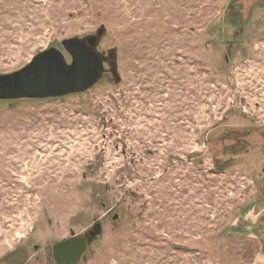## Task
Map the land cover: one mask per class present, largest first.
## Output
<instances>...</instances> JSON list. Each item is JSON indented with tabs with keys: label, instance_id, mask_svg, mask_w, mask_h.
<instances>
[{
	"label": "rangeland",
	"instance_id": "374dc122",
	"mask_svg": "<svg viewBox=\"0 0 264 264\" xmlns=\"http://www.w3.org/2000/svg\"><path fill=\"white\" fill-rule=\"evenodd\" d=\"M102 26L118 82L102 59L85 91L0 98V264H55L71 234L78 264H264V148L227 168L236 146L207 142L264 131V0H0V74L70 65L62 41Z\"/></svg>",
	"mask_w": 264,
	"mask_h": 264
},
{
	"label": "water",
	"instance_id": "95a60500",
	"mask_svg": "<svg viewBox=\"0 0 264 264\" xmlns=\"http://www.w3.org/2000/svg\"><path fill=\"white\" fill-rule=\"evenodd\" d=\"M104 33L105 29L102 26L95 35L84 40L78 38L63 40L62 45L72 58L70 65L64 63L59 51L50 48L39 52L19 70L0 74V98H46L87 90L99 79L103 71L102 56L93 48ZM109 56L108 64L112 77L118 82L120 77L116 72L114 52ZM100 232V223H95L86 232V237L91 240ZM85 239L69 238L55 243L52 252L56 262L74 264L84 250ZM27 258V251L21 248L5 256L8 263L14 264H24Z\"/></svg>",
	"mask_w": 264,
	"mask_h": 264
},
{
	"label": "trees",
	"instance_id": "16d2710c",
	"mask_svg": "<svg viewBox=\"0 0 264 264\" xmlns=\"http://www.w3.org/2000/svg\"><path fill=\"white\" fill-rule=\"evenodd\" d=\"M240 29L241 28L238 27L237 33H239L238 30ZM258 130L259 129H255V128H238L234 126L232 127L225 126L223 129H219V130L216 129L211 133L209 132L208 133L209 138H207V142H210L211 144L217 146L218 144L224 141H228L232 143L230 144L231 147L230 149L236 146L234 150H230L231 152H229V154L227 155V159H225L224 161L221 160V162H223L222 166L228 168L231 167V165L233 164L242 162L248 154H251L252 152H257L255 151L257 148H259L258 151L264 148L263 144L262 145L256 144L250 147L247 143L248 140L247 137L249 138L253 134L257 135L258 137L264 138V133H263L264 131L258 132ZM219 151H221V149ZM221 153L222 156H225V153L224 154L223 152ZM242 157L243 159L241 160Z\"/></svg>",
	"mask_w": 264,
	"mask_h": 264
},
{
	"label": "flooded vegetation",
	"instance_id": "af4514ba",
	"mask_svg": "<svg viewBox=\"0 0 264 264\" xmlns=\"http://www.w3.org/2000/svg\"><path fill=\"white\" fill-rule=\"evenodd\" d=\"M102 59H103V62L105 61H107L108 62V58H105V57H103L102 56ZM107 209V208H106ZM109 211H107V213H108ZM83 236V238H84V235H78V234H71L70 236H69V238H78V237H82ZM69 238H67V239H69ZM85 239V238H84ZM64 240H66V239H64ZM88 245V242H87V240L85 239V242H84V250L81 252V254H80V256H79V258H78V260L74 263V264H78L79 262H80V260H82V258H83V254H84V252H85V249H86V246ZM53 246V245H52ZM50 251V254H51V258H52V261L55 263V264H58V262H56V260H55V258H54V255H53V252H52V247H51V250H49Z\"/></svg>",
	"mask_w": 264,
	"mask_h": 264
}]
</instances>
